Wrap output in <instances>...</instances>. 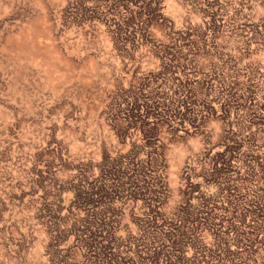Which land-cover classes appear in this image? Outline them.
Masks as SVG:
<instances>
[{
  "label": "rangeland",
  "instance_id": "rangeland-1",
  "mask_svg": "<svg viewBox=\"0 0 264 264\" xmlns=\"http://www.w3.org/2000/svg\"><path fill=\"white\" fill-rule=\"evenodd\" d=\"M245 254L264 264V0H0V264Z\"/></svg>",
  "mask_w": 264,
  "mask_h": 264
},
{
  "label": "trees",
  "instance_id": "trees-1",
  "mask_svg": "<svg viewBox=\"0 0 264 264\" xmlns=\"http://www.w3.org/2000/svg\"><path fill=\"white\" fill-rule=\"evenodd\" d=\"M183 212H185V211H183ZM182 212V213H183ZM188 212H187V216L185 215V219H187L188 218ZM154 215V214H153ZM180 215V214H179ZM179 215H178V218H179ZM192 215V213H190V216ZM179 220V222L181 221V219L179 218L178 219ZM187 224V223H186ZM160 230V229H159ZM189 231H193V230H189ZM194 232V231H193ZM200 233V232H199ZM158 237V239L157 240H159V241H163V240H165L166 238H167V236L166 235H164L161 231H160V233L157 235ZM154 239V238H153ZM180 244V243H179ZM179 244L178 245H176V246H174V245H168V255H167V257H166V261H171V259H172V256H171V254H175V255H179V256H181V258L182 259H184L185 258V260L187 261V262H189V261H198V259L199 258H196V257H191V258H193V259H191V258H186L185 257V255H186V253L185 252H187V249H186V251H185V248L183 247V245L181 246H179ZM196 251H197V249H196ZM198 252V251H197ZM195 255V254H194ZM252 254H245V256H243V264H247V261H246V259L248 260V262L250 263V264H252V263H254V259H252ZM165 258V257H164ZM196 258V259H195ZM204 262V261H203ZM202 262V263H203ZM241 261H240V263H242ZM174 263H176V262H174ZM198 263H200L199 261H198Z\"/></svg>",
  "mask_w": 264,
  "mask_h": 264
},
{
  "label": "water",
  "instance_id": "water-1",
  "mask_svg": "<svg viewBox=\"0 0 264 264\" xmlns=\"http://www.w3.org/2000/svg\"><path fill=\"white\" fill-rule=\"evenodd\" d=\"M242 43H243V44H246V46H247V41H243Z\"/></svg>",
  "mask_w": 264,
  "mask_h": 264
}]
</instances>
